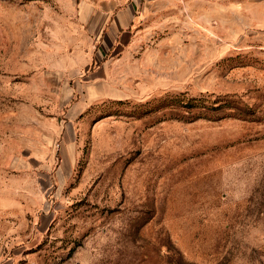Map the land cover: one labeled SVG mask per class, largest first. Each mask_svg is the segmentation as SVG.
<instances>
[{
  "label": "rangeland",
  "instance_id": "obj_1",
  "mask_svg": "<svg viewBox=\"0 0 264 264\" xmlns=\"http://www.w3.org/2000/svg\"><path fill=\"white\" fill-rule=\"evenodd\" d=\"M67 1L0 0V264H264V0L104 57Z\"/></svg>",
  "mask_w": 264,
  "mask_h": 264
},
{
  "label": "crops",
  "instance_id": "obj_2",
  "mask_svg": "<svg viewBox=\"0 0 264 264\" xmlns=\"http://www.w3.org/2000/svg\"><path fill=\"white\" fill-rule=\"evenodd\" d=\"M176 0H69L65 13L92 42L90 56L123 52L138 42L141 28L157 10ZM178 1V0H177ZM70 20V23H71ZM112 54V53H111Z\"/></svg>",
  "mask_w": 264,
  "mask_h": 264
}]
</instances>
